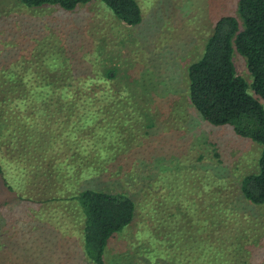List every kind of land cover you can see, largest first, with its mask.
Listing matches in <instances>:
<instances>
[{"label": "rangeland", "instance_id": "1", "mask_svg": "<svg viewBox=\"0 0 264 264\" xmlns=\"http://www.w3.org/2000/svg\"><path fill=\"white\" fill-rule=\"evenodd\" d=\"M138 2L142 22L127 25L99 0L73 11L0 0V264H93L73 199L88 187L123 192L136 206L109 239L106 264H264V204L240 189L259 169L261 146L207 122L189 97V65L219 18L239 17V0ZM55 53L70 71L56 67ZM234 62L251 84L245 56L236 51ZM45 72L61 73L70 90L81 81L97 91L98 126L85 121L82 133L101 132L103 158L86 152L99 168L90 161L84 172L85 161L69 178L59 172L77 151L66 159L77 145L68 138L72 111L54 98L45 113L16 98ZM80 103L73 123L88 113Z\"/></svg>", "mask_w": 264, "mask_h": 264}, {"label": "trees", "instance_id": "2", "mask_svg": "<svg viewBox=\"0 0 264 264\" xmlns=\"http://www.w3.org/2000/svg\"><path fill=\"white\" fill-rule=\"evenodd\" d=\"M91 1L94 0H19L28 8L55 5L66 11H73L80 5ZM99 1L105 3L124 24L137 25L142 22V9L138 0ZM238 15L241 22L235 15H224L217 20L201 57L189 65V97L192 105L207 122L217 126L228 125L236 134L261 146L259 169L243 178L240 189L243 196L251 203L264 204V102H262L264 101V0H239ZM236 51L245 56L247 60L248 70L252 76L251 84L237 72L234 62ZM54 55L57 56L58 61L61 60L62 53H55L51 56ZM47 60L50 61V58ZM59 62L60 65L54 66L63 68L65 65L67 67L63 68V71L68 69L70 71L69 65L72 63ZM111 72L115 73V71L108 70V73ZM37 83L34 84V89L25 83V86L15 92L16 98L21 100L23 106L28 105L33 98L39 102L38 110L45 113L47 106L53 105L51 102L54 98L62 103L65 109L72 111L67 115L68 122L71 124L68 138L76 139L77 145L74 149V146L68 148L66 159L75 149L78 152L74 153V163L69 164L68 162L64 165L66 171L61 166L58 171L63 172L66 177L70 176L69 174L75 175L78 164L85 161H88L87 164L79 167L81 170L84 168V172H88L90 161L96 168H99L98 161L94 163V159H91L86 152L88 147L90 151L96 150L91 153L93 158L97 152H99L98 157L103 158V148L106 145L104 146L105 142L103 144L100 141L101 132L89 133L90 135L86 136L83 130L85 127H82L86 124L85 121H89L90 124L92 121L94 126H98L94 119L98 117L95 114L97 111L91 107L97 102L95 100L97 91L93 87L81 85V81L75 87L72 85L73 88L70 90L68 83L62 79L61 73L50 76L45 72L39 76ZM102 91L103 96L109 92L104 87ZM111 91L118 94L114 89ZM78 99L82 103H88L86 110L88 113L80 117L77 123H73L71 116L75 108L85 107V104L81 105ZM55 103L58 104L57 101ZM111 108L114 106L112 105ZM84 140L88 143H84ZM80 143L85 144V151L78 150ZM98 157L95 158L98 160ZM43 167L45 170L49 169L44 164ZM98 170L94 173H98ZM1 171L2 165L0 164ZM70 185L73 187L72 183ZM77 191L73 199L80 203L83 211L84 253L93 264H106L104 251L109 239L134 220L135 202L132 197L123 192L95 190L90 187Z\"/></svg>", "mask_w": 264, "mask_h": 264}, {"label": "crops", "instance_id": "3", "mask_svg": "<svg viewBox=\"0 0 264 264\" xmlns=\"http://www.w3.org/2000/svg\"><path fill=\"white\" fill-rule=\"evenodd\" d=\"M54 263V262H53ZM52 264V263H51Z\"/></svg>", "mask_w": 264, "mask_h": 264}]
</instances>
